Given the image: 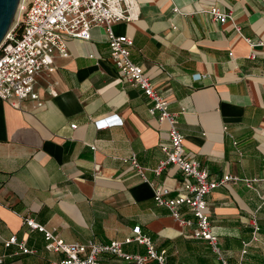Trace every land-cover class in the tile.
Masks as SVG:
<instances>
[{
    "label": "crops",
    "instance_id": "0c3cea01",
    "mask_svg": "<svg viewBox=\"0 0 264 264\" xmlns=\"http://www.w3.org/2000/svg\"><path fill=\"white\" fill-rule=\"evenodd\" d=\"M136 1L137 21L116 23L113 32L130 38L132 60L178 113L187 155L217 179H240L207 194L223 258L264 264V47L251 57L246 41H264V0ZM217 6L232 14L242 35L231 20L216 22L205 12ZM67 50L37 78L38 100L27 97L17 107L15 98L0 99V255L14 252L4 246L13 235L37 250L1 264L64 259L45 250L44 234L30 230L26 217L74 243L108 245L139 227L158 251L166 249L168 264H222L207 241L194 237L195 225L183 227L153 198L164 185L173 197L182 174L175 166L153 173L168 124L140 88L117 81L106 28L92 27L89 41L68 39ZM113 116L122 123L97 129L93 122ZM132 152L148 168L145 179L121 159ZM181 212L191 218L185 207ZM123 248L141 255L147 249L136 242ZM100 264L130 263L103 253Z\"/></svg>",
    "mask_w": 264,
    "mask_h": 264
},
{
    "label": "built area",
    "instance_id": "2783aa9c",
    "mask_svg": "<svg viewBox=\"0 0 264 264\" xmlns=\"http://www.w3.org/2000/svg\"><path fill=\"white\" fill-rule=\"evenodd\" d=\"M22 10L15 26L9 31L0 46V99L12 101L14 106L20 107L22 100L30 97L38 100V92L34 89L37 78L42 72L50 69L54 64V57L61 55L68 57V39L90 40V29L94 26L106 28L109 42V54L118 70L117 81L121 84L129 83L140 88L151 101V112L157 113L159 121L167 122V140L159 143L164 157L160 159L158 167L152 169L158 176L167 167H177L182 174L180 188L173 197L172 189L166 185L155 191L153 198L157 205L166 207L172 216L180 221L183 227L195 225L194 237L207 241L213 251L222 260V264H232L223 258L218 238L212 226L208 208L207 194L228 182H238L240 179L231 174H224L221 178L213 177L207 167H204L195 157H189L184 148V134L179 130L178 113L170 111V101L166 94L152 82L144 69L131 58L132 41L126 35L118 36L112 26L116 23L135 22L139 18L140 6L136 0H24ZM179 12L178 8H174ZM216 22L231 20L238 34L241 28L235 23L230 12L220 7L205 10ZM242 35V34H241ZM246 41L254 47H264V41ZM255 50L251 57H255ZM199 79V78H198ZM186 110H182L184 113ZM97 129L120 125L122 120L116 116L106 120L93 121ZM77 124L71 125L76 129ZM93 148L94 145H91ZM135 170L137 175L145 179L148 168L141 166L136 153L132 152L121 158ZM255 180H257L255 178ZM255 180L244 179L250 185ZM185 207L191 218L181 212ZM24 224L29 229L40 230L44 234L45 250L61 253L64 259L50 261L48 264H100L103 253L113 254L130 264H168L167 251H158L151 238L143 234L139 227L132 229L133 233L122 241L113 240L110 244H99L93 241L86 243L67 242L53 230L39 223L33 217H26ZM253 240L258 239L259 226L254 224ZM136 242L146 246L145 255L127 253L123 245ZM246 246L248 243L245 244ZM5 247H14V252L0 255V264L6 259L20 255L36 254L35 248L28 247L25 240L13 235L4 240ZM246 249L243 250V253ZM237 264H243L242 261Z\"/></svg>",
    "mask_w": 264,
    "mask_h": 264
},
{
    "label": "water",
    "instance_id": "95a60500",
    "mask_svg": "<svg viewBox=\"0 0 264 264\" xmlns=\"http://www.w3.org/2000/svg\"><path fill=\"white\" fill-rule=\"evenodd\" d=\"M21 0H0V46L13 28Z\"/></svg>",
    "mask_w": 264,
    "mask_h": 264
},
{
    "label": "bare ground",
    "instance_id": "6f19581e",
    "mask_svg": "<svg viewBox=\"0 0 264 264\" xmlns=\"http://www.w3.org/2000/svg\"><path fill=\"white\" fill-rule=\"evenodd\" d=\"M23 3H24V0H21L20 4H19V7H18V12H17V15H16L15 22L13 23V27L15 26V23L17 22L18 18L21 15L22 10L20 9V7L23 5Z\"/></svg>",
    "mask_w": 264,
    "mask_h": 264
}]
</instances>
